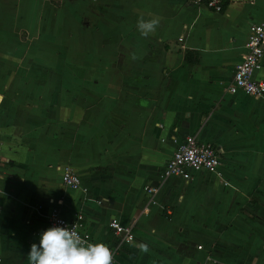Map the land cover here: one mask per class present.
Returning a JSON list of instances; mask_svg holds the SVG:
<instances>
[{
  "label": "crops",
  "instance_id": "1",
  "mask_svg": "<svg viewBox=\"0 0 264 264\" xmlns=\"http://www.w3.org/2000/svg\"><path fill=\"white\" fill-rule=\"evenodd\" d=\"M141 18H159L148 37ZM253 23L264 0H223L220 13L191 0H0V36L62 52L51 64L65 67L0 73V264H29L53 209L82 215L96 242H116L110 219L131 226L114 264H264V94L227 92ZM28 60L15 62L49 64ZM253 78L264 82V57ZM188 135L216 149L220 179H161Z\"/></svg>",
  "mask_w": 264,
  "mask_h": 264
},
{
  "label": "built area",
  "instance_id": "2",
  "mask_svg": "<svg viewBox=\"0 0 264 264\" xmlns=\"http://www.w3.org/2000/svg\"><path fill=\"white\" fill-rule=\"evenodd\" d=\"M195 6L202 5L207 10L214 13H220L223 0H191ZM180 41V39H178ZM244 54L241 60L234 65L230 84L227 86L229 94L240 92L251 98H258L264 94V82L254 80L253 74L261 69L262 59L264 57V23H253L248 25ZM1 151V147H0ZM5 162L0 155V177ZM219 159L216 149L209 143H199L193 136H184L177 144L173 155L163 164L161 170V179L177 177L183 181H189L191 173L204 172L208 175L220 179L218 170ZM61 184L71 190L80 187L79 178L67 169L60 172ZM223 184H225L223 182ZM147 196V204L154 205L152 197L157 193L155 186H146L143 188ZM146 204V205H147ZM50 227H68L75 230L81 238L92 244L101 242L94 241L89 233L84 229V219L82 215H74L70 219L62 217L57 210H51L45 218L44 226L39 230L40 236ZM107 230L115 237L114 244L102 243L108 246L114 252L115 256L122 245L131 244L133 241L132 227L121 226L115 219H110L107 223ZM197 246V249H200Z\"/></svg>",
  "mask_w": 264,
  "mask_h": 264
},
{
  "label": "clouds",
  "instance_id": "3",
  "mask_svg": "<svg viewBox=\"0 0 264 264\" xmlns=\"http://www.w3.org/2000/svg\"><path fill=\"white\" fill-rule=\"evenodd\" d=\"M159 25V18L137 21L141 36L148 37ZM140 248L147 251L146 244ZM29 264H114V252L105 244L85 242L72 228L50 227L40 235L39 245L33 243Z\"/></svg>",
  "mask_w": 264,
  "mask_h": 264
},
{
  "label": "rangeland",
  "instance_id": "4",
  "mask_svg": "<svg viewBox=\"0 0 264 264\" xmlns=\"http://www.w3.org/2000/svg\"><path fill=\"white\" fill-rule=\"evenodd\" d=\"M12 36V35H10ZM26 36L25 34L20 33L19 37L20 39H24ZM29 36V35H28ZM36 45V44H33ZM39 46H43L39 44ZM53 54H57V56H60L62 58V52L53 51L52 49H46L42 47H33L29 45L27 47L25 44L23 46L16 45L15 41H12V39H4L3 35L0 36V73H19L22 69H29L30 73H46L50 76L53 75H59L63 72L65 73V67L61 65V58L55 63L51 64ZM27 58L32 60L35 58H41L46 59V61L49 63L46 66L38 67V66H31V65H21L17 64L15 62V59H17L20 63L23 62ZM28 60V61H30ZM9 63V64H8ZM23 64V63H22ZM26 67V68H25ZM43 71V72H42Z\"/></svg>",
  "mask_w": 264,
  "mask_h": 264
},
{
  "label": "trees",
  "instance_id": "5",
  "mask_svg": "<svg viewBox=\"0 0 264 264\" xmlns=\"http://www.w3.org/2000/svg\"><path fill=\"white\" fill-rule=\"evenodd\" d=\"M223 6V5H222ZM187 55V54H186ZM185 55V60H187L188 62H190V60L187 58V56Z\"/></svg>",
  "mask_w": 264,
  "mask_h": 264
}]
</instances>
